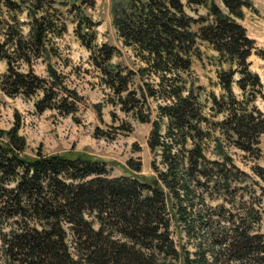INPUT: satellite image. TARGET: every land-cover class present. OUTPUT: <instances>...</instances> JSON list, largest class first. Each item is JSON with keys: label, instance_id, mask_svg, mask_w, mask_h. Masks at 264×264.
Listing matches in <instances>:
<instances>
[{"label": "trees", "instance_id": "obj_1", "mask_svg": "<svg viewBox=\"0 0 264 264\" xmlns=\"http://www.w3.org/2000/svg\"><path fill=\"white\" fill-rule=\"evenodd\" d=\"M37 4L41 10L42 0ZM200 7L208 17L190 12L198 14ZM245 8H253L251 0H112L123 42L159 77L147 93L166 102L158 106L148 145L164 167L153 162L157 179L147 180L132 172L111 176L106 160L84 154L30 155L17 116L13 127L0 129V264H161L160 253L177 255L171 229L180 225L189 235L194 230L193 190L202 185V177H210L206 164L223 173V163L206 154L210 134L202 127L206 118L199 95L186 88L179 74L190 69L198 39L208 42L227 65L217 73L222 92L212 98L224 113L217 128L233 146L254 156L261 153L264 111L257 103L264 101V83L249 60L257 53L256 41L239 21ZM49 25L45 15L35 18L27 39L17 27L1 28L0 23V60L7 62L0 88L10 97L42 92L35 101L38 112L58 108L71 114L82 97L64 86L56 71L45 78L18 64L30 62L31 52L36 55L45 47ZM111 51H104L103 64L97 62L106 83L122 103L135 104L139 99L128 89L129 76L109 69ZM63 92L73 100L68 103ZM140 119L150 121L149 116ZM134 169L140 171L141 165ZM244 224L218 243L219 252L240 264L257 254L258 264H264V236L251 234ZM195 254L186 255L183 264H218V258H208L215 251L198 246Z\"/></svg>", "mask_w": 264, "mask_h": 264}, {"label": "rangeland", "instance_id": "obj_2", "mask_svg": "<svg viewBox=\"0 0 264 264\" xmlns=\"http://www.w3.org/2000/svg\"><path fill=\"white\" fill-rule=\"evenodd\" d=\"M10 1L12 5L0 0L1 28L13 25L30 39L35 18L45 15L50 23L44 36L45 47L36 55L31 52L30 62H18L21 70L26 72L32 68L45 78L53 76L50 71L54 70L64 86L75 90L82 100L71 114L62 113L58 108L40 113L35 101L42 97V92L31 98L10 97L0 88V129L9 130L19 116V133L26 137L30 155L38 151L84 154L106 160L111 176L132 172L147 180L157 179L154 166L160 169L164 166L162 158L151 152L148 140L153 121L158 119V106L166 101L148 95V85L156 87L159 77L151 73L135 50L123 42L114 24L112 0H42L41 10L37 8V0ZM251 2L253 8H245L244 17L239 21L249 37L256 41L257 53L249 60L264 83V0ZM197 9L198 14L190 11L195 17L199 14L209 16L204 7ZM197 27L194 25V29ZM3 38L1 32L0 40ZM108 49L113 53L107 63L109 69L129 76L128 89L136 92L139 102L122 103L106 83V74L98 64H103L107 54L104 51ZM197 49L190 69L179 71V74L186 88L199 95L206 118L202 127L210 134L206 137V154L210 160L223 163V173L218 175L214 164H206L210 177H215H202V185L193 190L194 230L189 235L180 225H174L171 230L177 255L167 257L160 253L158 258L161 264H183L184 257H195L197 247L201 246L203 250L216 252L208 258L213 261L218 258V264H240L220 253L222 247L218 243L233 234L243 220L244 226L251 228V234L264 236V137L261 153L254 156L233 146L227 135L217 128L224 113L218 111L212 98L222 92L217 73L227 65L219 62L218 53L208 42L198 39ZM6 70L7 62L0 60V77ZM126 94L127 91L121 96L124 98ZM61 96H67L68 103L73 100L65 92ZM257 104L264 111V101L259 100ZM140 116H149L150 121L144 122ZM139 164L141 170L135 171L134 167ZM251 258L246 260L247 264L259 263L257 254Z\"/></svg>", "mask_w": 264, "mask_h": 264}]
</instances>
